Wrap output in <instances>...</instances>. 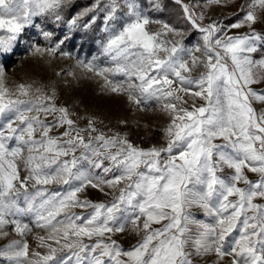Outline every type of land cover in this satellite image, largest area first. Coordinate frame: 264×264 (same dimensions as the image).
<instances>
[{"label":"snow or ice","instance_id":"1","mask_svg":"<svg viewBox=\"0 0 264 264\" xmlns=\"http://www.w3.org/2000/svg\"><path fill=\"white\" fill-rule=\"evenodd\" d=\"M70 2L0 0V29L8 33L6 37L0 36V53L11 50L12 43L32 23L33 17L51 13L60 20L58 10ZM100 3L101 0H95L70 25L75 26ZM124 3L128 19L123 27L109 32L104 46V52L116 62L115 67L99 69L97 74L112 72L128 77L127 89L116 84L111 90L127 91L129 100L137 105L153 99L165 101L163 109L172 117L164 130L167 146L145 150L124 138H106L101 134L94 138L100 144L97 148L92 139L85 142L81 135L85 130L73 127L67 108L43 102L51 101L52 97L9 99L5 103L7 89H0V119L7 121L3 127L8 131L5 135L0 130V227L8 223L6 216L28 212L35 215L38 227L49 230L48 239L58 247L48 245L47 255L28 264H193V256L213 252L218 258L215 264H220L225 257H231L230 264H264V203L254 202L257 198L264 200V110L258 113L252 106L254 101L264 103V93L251 87L264 80V59L254 60L251 56L264 44V36L253 31L244 36L213 40L220 27L212 24L201 28L205 33L207 71L193 79L184 74L191 71L184 58L191 50L179 41L166 47L169 42L157 39L160 33L146 31L145 25L150 21L136 0H124ZM249 7L253 10L247 11L243 21L231 27L256 23L254 9H264V0H253ZM105 8V30L108 31V22L118 19L119 4L117 0H110ZM193 25L196 26L194 20ZM163 27L169 32L175 31L166 24ZM44 35L47 38L51 33ZM161 52L165 55L161 56ZM197 59L192 57L193 65ZM86 67L93 70L91 64ZM133 78L139 83L132 82ZM193 87L198 90L192 91ZM19 94L28 96V88L20 85ZM185 96L192 99V110L184 107L188 103ZM195 98L203 104L196 106ZM29 113L36 115L29 116ZM41 113H59V117L55 124H48L40 119ZM14 121L23 127H13ZM65 124L68 129L62 136L68 139L61 143L60 137L49 136L52 127ZM91 124L89 121L91 131H96ZM37 129L41 130L39 140L33 138ZM13 139L26 145L29 152L26 163L30 174L20 183L25 188L26 208L17 203L19 193L15 182L19 180V173L14 161L22 149L8 147L7 142ZM218 139L224 142L215 143ZM78 148L85 150L79 157L60 159L74 154ZM105 160L110 162L108 166H103ZM82 161H87L91 168L84 167ZM91 169H102L104 175L95 174ZM225 169L231 171L220 175ZM245 169L257 173L259 178L250 180ZM109 173L112 178L106 179ZM29 179L36 184L60 182L69 188L63 194L53 192L47 197L40 190L29 194L25 183ZM121 182L127 183L109 203L77 198V193L87 186L103 192L104 186L115 190ZM241 182L246 187H238ZM73 207L91 208L92 212L87 216L67 214V209ZM193 207L202 209L210 222L197 219L189 211ZM61 213H65L64 218L57 219ZM141 217H144L145 235L133 248L121 249L110 236V242L103 239L105 234L125 231L128 224L139 231ZM163 221L167 222L160 228H151L152 224ZM13 223L20 234L28 229V225H21L19 221ZM238 225L239 236L228 240ZM85 237L98 239L89 245L83 242ZM64 251L67 255H57ZM0 256L14 264H25L28 244L21 247L19 241H13L0 249Z\"/></svg>","mask_w":264,"mask_h":264},{"label":"rangeland","instance_id":"2","mask_svg":"<svg viewBox=\"0 0 264 264\" xmlns=\"http://www.w3.org/2000/svg\"><path fill=\"white\" fill-rule=\"evenodd\" d=\"M175 4L173 6L175 12V19H167L165 16V4L163 0H136L140 5L143 14L149 18V23L145 25L146 31L149 33H160L157 37L160 42H169L165 46L171 47L172 44L180 42L186 49H190V55H185V59L189 62L191 71L184 73L195 79L201 73L207 71L204 63L207 58L204 55L205 41L203 39L205 33L201 32V28H207L206 13L207 8L221 7L226 9L227 15L221 21L215 23L220 27L221 31L217 32L213 37L227 39L228 37L244 36L251 34L253 31L264 36V9L256 7L254 9L257 15V21L249 26L245 22L243 26L233 28L231 25L243 21L247 11L253 10L249 6L253 0H219L218 3L213 0H170ZM110 0H101L100 5L89 12L87 15L81 17L75 26L70 25V21L76 17L84 9L92 7L95 0H71L70 3L62 5L58 10L61 19L57 20L55 14H45L33 17L30 25L26 26L20 36L12 43L11 50L7 53H0V69H3V74L0 75V89H7L4 93V102L9 99L16 100H34L36 97H52L51 101H43L44 103H55L57 107H65L68 109L69 118L74 121L73 127L75 129H83L81 132L84 136L85 142L92 139L95 147L99 148V142L95 141V137L103 134L106 138L118 137L124 138L133 146L141 149H150L153 146L166 147L167 137L165 129L171 123V115L163 109L165 101L149 100L137 105L129 100L127 91L113 92L111 89L114 85L120 84L124 89H127L129 79L123 74L105 72L98 75L99 69L114 68L115 61L112 60L110 54L104 52V46L108 40L109 32L113 29L123 27L127 21V7L124 0H117L119 4L116 13L118 19L108 22V31L105 30V15L107 9L105 5ZM171 7V6H170ZM103 9V10H102ZM243 9V10H242ZM70 10V11H68ZM95 16V21L92 22V17ZM191 16V19L189 17ZM201 17H203L201 19ZM193 20L196 26L193 25ZM159 22V23H157ZM88 24V27H85ZM168 25L174 32L167 31L163 26ZM51 33L49 37H45L44 33ZM92 33L94 45L89 53L72 49L69 47L68 40L71 36H79L76 38L77 42H83L84 34ZM176 33H179L177 35ZM8 33L0 29V36L6 37ZM82 35V36H80ZM63 41V43H61ZM59 44V47L56 46ZM36 49H40L37 51ZM49 49H55L54 52ZM199 49V50H197ZM222 51L220 49H217ZM259 50H263L261 55L251 56L254 60L264 59V44L258 46ZM161 56L165 53L161 52ZM192 57H196L197 63L192 64ZM214 62V61H213ZM230 64V61H228ZM91 64L93 70L89 71L86 65ZM107 81H111L109 84ZM132 82L139 83L133 78ZM24 85L28 88L29 95L21 96L19 94V86ZM176 86L175 84L173 85ZM257 92L264 93V80L259 83L251 85ZM39 90V91H37ZM198 89L193 87L192 91ZM134 95H138L134 93ZM183 95V94H181ZM188 100L184 107L192 110V99L185 96ZM196 106L203 104L199 98H195ZM257 112L264 110V103L253 102L252 105ZM29 116L36 115V113H29ZM59 117V113L40 114V119L48 124H55ZM89 121L92 122L91 127L96 131H91L89 128ZM7 123L6 120L0 119V130H4L5 135H8L7 129L3 126ZM13 127H23L18 121H14ZM68 129L65 124L63 126H54L49 131V136L60 137V142L68 139L63 137L62 133ZM76 135L75 132L72 133ZM25 138H27L25 136ZM33 138L41 139V130L37 129L33 133ZM222 139H218L215 143H223ZM8 147H20L22 149L21 155L15 159V164L19 173V180L15 182L18 190L17 203L21 208H26L27 203L24 199L25 188L20 187L21 181H25V177L29 176L28 165L26 163L29 155L26 145L10 140L7 142ZM83 148H78L74 154L68 157H61L60 159H71L72 155L79 157L84 153ZM115 151V149H112ZM95 159V158H93ZM82 165L86 168H91L87 161H82ZM109 161L105 160L103 166H108ZM95 174L104 175L102 169H91ZM231 170L225 169V175ZM245 174L252 181L257 180L258 174L249 172L245 169ZM106 179L112 178V173L105 176ZM26 191L29 194H34L38 190L43 191L44 197H47L53 192L65 193L69 186L60 182H51L48 184H36L34 180H27ZM127 182L121 184L115 189H110L104 186V191L101 192L96 188L87 186L80 193H77V198L80 200H89L93 203H109L114 196L119 195V188L124 187ZM238 187H246L242 182L238 183ZM105 193H108L105 195ZM16 194L14 193V196ZM230 200H235V197H229ZM37 203L41 197L36 198ZM254 202L264 203V200L257 198ZM189 211L199 220L210 222V218L206 217L203 210L197 207L189 209ZM92 212L91 208L73 207L67 209V214L87 216ZM65 213H61L57 219H63ZM5 219L8 223L0 227V249H5L13 241H19L22 247L24 243L28 244V257L25 259V264L29 261H38L42 256L48 254V245L58 247L52 240L48 239L49 230L37 226L36 218L33 213H24L22 215H9ZM144 217H141L139 223L140 230H134L133 225L128 224L123 232L112 234H105L103 239L105 242L115 240L116 243L123 250H129L133 246L142 241L145 232L142 228ZM13 221H19L21 225H28V229L20 234L16 231V224ZM161 224H152L151 228H160ZM81 223V221H77ZM239 236V225L234 230L228 240L237 238ZM41 238H44L41 240ZM97 237L89 240L87 237L83 238V242L91 245L95 243ZM63 243V241H61ZM39 254V255H37ZM58 256L67 255V251L58 252ZM121 259H126L121 257ZM216 254L208 253L204 256H193V264H215L217 261ZM231 257H225L220 264H230ZM0 264H14L6 257L0 256Z\"/></svg>","mask_w":264,"mask_h":264},{"label":"trees","instance_id":"3","mask_svg":"<svg viewBox=\"0 0 264 264\" xmlns=\"http://www.w3.org/2000/svg\"><path fill=\"white\" fill-rule=\"evenodd\" d=\"M163 3L166 5L165 6V16L167 17V19H175V12L173 6H175V4L173 2H171L170 0H163ZM171 6V7H170ZM70 11V10H68ZM176 20V19H175ZM92 33H88V34H84V40L83 42H77L76 44V38H79V36H71V38L68 40L69 42V47H71L72 49H77L79 51L85 52V53H89L91 51V49H93V45H94V38L93 36H91ZM82 36V35H80ZM263 53V50H259V52L257 51L255 53V55H261Z\"/></svg>","mask_w":264,"mask_h":264},{"label":"bare ground","instance_id":"4","mask_svg":"<svg viewBox=\"0 0 264 264\" xmlns=\"http://www.w3.org/2000/svg\"><path fill=\"white\" fill-rule=\"evenodd\" d=\"M227 15V11L224 8L221 7H208L207 13H206V23L207 25L215 24L219 21H221L223 18H225Z\"/></svg>","mask_w":264,"mask_h":264}]
</instances>
